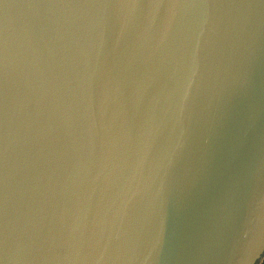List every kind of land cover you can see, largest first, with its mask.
Here are the masks:
<instances>
[{
  "label": "water",
  "instance_id": "water-1",
  "mask_svg": "<svg viewBox=\"0 0 264 264\" xmlns=\"http://www.w3.org/2000/svg\"><path fill=\"white\" fill-rule=\"evenodd\" d=\"M264 0H0V264H259Z\"/></svg>",
  "mask_w": 264,
  "mask_h": 264
},
{
  "label": "built area",
  "instance_id": "built-area-1",
  "mask_svg": "<svg viewBox=\"0 0 264 264\" xmlns=\"http://www.w3.org/2000/svg\"><path fill=\"white\" fill-rule=\"evenodd\" d=\"M259 264H264V257L260 260Z\"/></svg>",
  "mask_w": 264,
  "mask_h": 264
}]
</instances>
